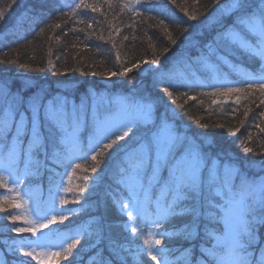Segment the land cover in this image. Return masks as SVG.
<instances>
[{
	"label": "snow or ice",
	"instance_id": "6c2138e0",
	"mask_svg": "<svg viewBox=\"0 0 264 264\" xmlns=\"http://www.w3.org/2000/svg\"><path fill=\"white\" fill-rule=\"evenodd\" d=\"M168 3L178 7L188 21L199 22L200 17L207 14L208 26L214 33L207 43L192 44L186 51L178 54L173 66L183 64L184 71H161V57L168 59L167 54L173 51L172 46H178L180 36L189 31V26L180 29L179 36L174 35L169 23L159 13L147 15L153 11L151 0H103V5L112 12L113 18L126 14L130 23H111L106 12L101 10L103 5L98 2L89 3V0H79L74 7L69 6L67 12L61 9L57 19L63 18L66 22L69 17L79 18L81 14L87 15L84 10L100 12L117 35L126 27L133 42L146 39L147 49H152L151 59L145 55L133 60H122L121 50L112 31H109L107 40L102 33L97 35L95 32H85L86 39L95 35L97 40L111 43L117 70H76L85 76H101L109 80L112 77L128 78L129 83V74L134 69L138 74L142 71L153 73L158 83L168 82V86L163 87L161 92L168 97L170 104L161 106L154 102L153 97L136 93L111 100L89 93L77 104L66 95L50 94L48 89L38 86L30 76H21L17 80H0V189H6L9 193L0 195V210H3L4 203L20 208L17 197L27 204L28 200L23 199L20 191L24 181L48 171L51 174L49 180L50 192L53 193L52 203L46 209L36 203L33 209L36 218L25 219L26 227L14 224L10 231L17 234L32 233L35 236L57 220L68 219L70 210L56 208L55 196L59 195L61 189L65 193L73 189L64 186L62 175L54 168H48V161L64 169L74 164L71 172L63 173L70 185L72 174L77 169H83L85 173H97L102 163L101 158L105 154L110 155L109 150H113L115 146L119 154L114 160L111 178L126 199L114 200V203L133 220L142 222L144 214L149 211L155 216L148 225L147 237L140 224L134 223L131 227V233L142 239L145 247L137 246L135 250H131L109 241L112 257L119 260V264H127V256H121V252L129 253L135 264H143L145 257L156 264H264V237L261 236V229H264V175L250 177L231 158L225 159L214 151L215 136L207 130L225 129V124L195 119V124L205 131L193 133L191 126L185 128L176 119L180 113L172 107L176 105L184 115H189L185 104L187 100L196 99V96L189 93L197 87L212 89L199 93L211 97L212 104L220 103V97L237 95L239 99L240 93L247 97L258 92L260 104L264 105V0H210L209 4L203 5L202 12H189L178 4V0H168ZM194 3L198 4L199 0H194ZM16 8L22 9V16L25 13L31 17L39 16L36 5L29 8L22 0H8L5 6H0V24ZM77 22L84 23L91 29L96 21L78 19ZM184 23L187 25L186 21ZM145 25L163 34L166 46L161 52L157 53L153 36L148 31H143L142 37L135 35L138 27L143 30ZM47 26L49 29H59L61 23H49ZM40 31L43 32L44 29L41 28ZM69 31L75 33L77 30L72 28ZM63 35L66 36L67 32ZM57 39L60 37L57 36ZM76 39L79 40V36ZM129 40L128 34L122 35L121 45L123 41ZM72 47L75 48L76 44H72ZM88 47L85 45V48ZM47 55V66L53 70L52 75H64L67 69H57L51 58V48ZM239 56L257 61L258 67L255 74L251 70L240 71V80L233 81L228 79V75L242 67L236 62ZM55 58L60 60L61 55L57 54ZM15 63L21 69L44 71L39 64L33 68L29 63L19 60ZM143 65L148 67L145 69ZM202 72L210 74L209 83L205 84L200 80L198 73ZM238 84L242 86H237ZM180 87H185L188 91L178 95L176 91L170 90ZM181 97H187V100L177 104ZM200 104L203 105V100ZM235 112L234 109L233 116ZM248 115L249 110H245L243 117L247 118ZM258 116L260 122L253 127L264 133V127L261 126L264 124V111H260ZM239 123L243 127L245 121L241 119ZM85 127L90 128L86 145L80 137V132ZM240 127L234 130L229 127V134L235 135ZM247 140H252L250 132ZM120 141H125V144L121 145ZM239 142L243 152L264 157V145H261L259 151H254L247 146L245 140ZM75 161H84L88 166ZM260 165L261 171H264V159L260 161ZM56 177H61L59 182ZM80 179L84 183L76 186L74 195L77 197L86 188L92 191L98 187L96 177L83 175ZM59 203L63 206L69 201L61 197ZM132 209L136 210V216H133ZM172 218H184L187 222L178 233L164 230L159 235H181L189 247L170 261L168 256L173 255L174 250L156 247L162 244V239L155 238L154 229L161 228L165 221H171ZM7 219L16 222L21 216L9 215ZM102 220L103 218L94 220L92 224L80 227L71 237L67 234H55V238L61 241V251H43L49 246L51 233L47 234L48 239L45 241H40L39 238L14 239L10 245L6 243V247L13 254L31 257L39 261V264H45L47 256L63 255L67 258L79 243V237L95 235L98 240L102 239ZM220 225L223 226L222 229L219 228ZM197 238L202 241L198 246L194 243ZM68 239L71 242L65 248L63 241ZM37 248L42 251L38 252ZM100 256L102 257V252ZM16 264L26 262L19 259ZM100 264H114V260L102 258Z\"/></svg>",
	"mask_w": 264,
	"mask_h": 264
},
{
	"label": "trees",
	"instance_id": "16d2710c",
	"mask_svg": "<svg viewBox=\"0 0 264 264\" xmlns=\"http://www.w3.org/2000/svg\"><path fill=\"white\" fill-rule=\"evenodd\" d=\"M7 2L8 0H0V6H5ZM22 2L29 8L36 5L39 16L31 17L27 13L22 16V9L16 8L12 12V15L4 23L0 24V61H10L0 62V80H17L21 76H30L38 86L48 89L50 94L60 93L61 95H66L70 100H74L75 102L79 97H85L90 92L93 94L103 93L105 97H122L136 93L153 97L154 102L161 106L166 103H171L168 97L161 92L163 87L168 86V82L158 83L153 73L142 71L138 74L137 70L134 69L133 72L129 74L131 78V83H129L128 78L112 77L111 80H109L101 76H85L82 75L80 71L76 70L78 68H82L86 72H103L106 69H111L113 71L117 70L115 52L111 48V43L97 40L95 35L91 36L90 39H86L85 32H95L97 35L102 33L107 40L109 31H112L113 38L121 50L122 60H133L136 57H144L145 55H147L148 59L152 58V49H147L146 39H138L133 42L131 40V33L126 27L123 28L120 35H117L114 30L110 28L108 21L116 25H120L121 21L130 23L131 21L128 20L126 14H120L116 18H113L112 12L107 9L106 5H103V0H89V3L98 2L103 5L101 10L106 12L108 21H105L100 12L92 13L90 10H84L87 12V15L81 14L79 18L69 17L65 22L63 18L57 19L60 17V10L63 9L65 12L69 11V6L74 7L75 3H78L79 0H22ZM209 3L210 0H199L198 4L194 3V0H183V2L178 0V4H180L181 7L187 8L189 12H202L203 5ZM151 7L153 11L147 13V15H157L159 13L162 18H165L166 23H169L170 27L173 29L174 35L179 36L180 29L184 26H189V31L184 33L183 36H180L178 46H172L173 51L167 54L168 59L165 60L164 57H161L163 65L161 71L165 73L169 71H184L183 64L178 63L175 67L173 66L178 54L182 51H186L192 44L207 43L214 34L210 26H208V19H206L207 14L201 16L199 22H195L188 21L183 12H181L178 7L168 3V0H151ZM78 19H83L85 21L95 20L96 22L93 23L91 29H88L86 24L78 23ZM185 21L187 25L184 23ZM54 22H60L61 28L49 29L47 25ZM41 28L44 29L43 32L40 31ZM72 28H75L77 31L75 33L69 31V29ZM80 29H84L85 31L81 32L79 31ZM143 31H148L149 35L153 36L156 51L157 53L161 52L163 47L166 46V40L163 39V34L159 32V30L149 29L147 25H145L143 30L138 27L135 35L137 37H142ZM65 32H67L66 36L63 35ZM125 34L130 36V40L123 41V45H121L122 35ZM57 36L60 37L59 40ZM77 36H79V40L76 39ZM81 41H83V43H81ZM72 44H76V47L73 48ZM85 45L89 47L85 48ZM49 48L52 50L53 55L51 58L54 63H56L57 69H67L64 75H52L53 70L47 66V59L49 58L47 53ZM146 49L147 53L145 51ZM57 54L61 55L60 60H56L55 57ZM81 57H83L82 60ZM17 60L29 63L33 68L39 64L44 68V71L35 72L21 69L18 63H15ZM236 62L242 65V67L238 71L229 72L228 79L231 78L233 81H238L241 78L239 74L240 71L251 70L254 73L257 71V61L239 56ZM142 67L146 69L148 66L143 65ZM222 71L228 70L222 69ZM202 73L206 76L204 83H209L210 74L207 72ZM63 84L64 86L62 87ZM237 86L242 85L238 84ZM170 90L176 91L178 95L179 93L188 91L185 87H180L178 89L170 88ZM211 90L212 89L209 87H197L189 93L190 95L196 96L195 100H187V97H181L177 101V104L184 103L185 100H187L185 108L188 110L189 115H184L176 105H172V107L176 108V111L180 113L176 119L180 121L181 125L185 128L191 126L193 133L205 131L195 124V119H202V122L225 124V129L210 128L207 130L215 136L216 145L214 151L219 152L225 159L231 158V160L250 177L264 175V171H261L260 165V161L264 159V157L243 152V148L239 142L240 140H245L247 146L252 147L254 151H259L261 145H264V133H260L258 129L253 127L255 123L260 122L258 113L264 111V105L260 104L261 97L259 93L257 92L247 97H245L243 93H240L238 94L239 99H237V95H230L228 98L220 97V103L212 104L211 97L199 95L201 92H208ZM161 96L163 99H160ZM201 100H203V105L200 104ZM234 109L236 110L235 116L232 114ZM245 110H249L247 118L243 117V112ZM241 119L245 121L243 127H240L239 121ZM261 126L264 127V124ZM229 127L233 130L236 127H240V131L235 135H230L228 132ZM249 132L252 135V140H247ZM127 139L128 138H126V140ZM130 142L131 141H129V143ZM119 143L123 145L125 141H120ZM109 153L111 154H105V156L101 158L102 163L98 167L97 173H85L83 169H77L76 172L72 174L70 185L67 180H65L64 186L71 187L73 191L65 193L62 190L59 192L55 207L58 209L61 207L69 209L68 219L63 221L57 220L55 224L51 225L54 229L63 227L66 231H70L74 234L76 229L78 230L82 226L92 224L94 220H101V218H103V237L101 240H98L95 235L87 238L84 236L79 237V243L72 249L71 254L67 255V258H64L63 255L56 257L53 260L56 264H100L102 258L113 259L114 264H119V260L112 257L109 250L110 240L116 246L123 245L125 248L131 250H135L137 246L141 248L145 247L143 245V240L131 233V227L134 223L140 224L144 236L147 237L149 229L144 227L145 221H148L149 215L151 217L154 216V214H151V211H149L145 213V218L143 217L142 222L139 220L133 221L127 213L122 212L119 206L114 203V200H120L121 198L126 199L120 188L118 186H113V188H117L113 196L107 193L106 190L104 191L103 187H105L106 184H114L111 178L112 166L119 154V150L114 146V149L109 150ZM90 155L91 154H89V164L91 163ZM75 162L81 163L85 167L88 166L84 161ZM58 166L59 165L48 161V168ZM72 167H74V164L71 165V168ZM71 171L72 169L70 172ZM83 175L96 177V184L98 187L93 188L92 191L86 188L85 192L77 197L74 193L77 191L76 186L84 183L82 179H80ZM49 177L50 174L48 171H44L39 177H29L24 181L21 190L25 189L28 194L31 189L29 186L32 187L35 185L36 189L39 187V190L35 189L33 195L38 193L37 197L44 198L43 192H50ZM59 180L56 179L57 182H59ZM0 195H9V193L7 191L2 193V189H0ZM31 197H33L32 194ZM61 197L67 199L69 203L61 206L59 203ZM76 200L79 202L75 203L74 201ZM8 207L9 209H7ZM2 209L3 210H0V238L6 233V229L3 226L8 223L14 224V222L7 219V217L9 215L20 214V208H13L6 203L3 204ZM21 220H23V218L18 221ZM18 221H16L17 224ZM186 222L184 218H172L171 221H165L161 228L155 229V238L162 239V244L158 247L174 250V254L168 256L170 261L175 260L176 257L180 255L181 251L189 247V244L181 235L161 237L159 233L164 230L178 233ZM222 227V225L219 226L220 229H222ZM73 234H71L70 237ZM261 236L264 237V229H261ZM70 242L71 239L66 241V247ZM201 242L199 238L194 241L197 246ZM198 251L199 248L197 247V252ZM101 252L102 257L100 256ZM121 256H127V264H135L133 257L129 253L121 252ZM19 259H23L26 264L28 261H34L29 257L22 256ZM143 264H156V262L150 261L149 258L145 257L143 259Z\"/></svg>",
	"mask_w": 264,
	"mask_h": 264
},
{
	"label": "rangeland",
	"instance_id": "374dc122",
	"mask_svg": "<svg viewBox=\"0 0 264 264\" xmlns=\"http://www.w3.org/2000/svg\"><path fill=\"white\" fill-rule=\"evenodd\" d=\"M254 73V72H253ZM255 74V73H254ZM198 75H199V78H200V80L201 81H203V82H205V75L203 74V73H198ZM66 85V84H65ZM64 86V84L62 85V87ZM90 93V92H89ZM99 96H101V97H104V98H107L108 100H111V99H113V98H118V97H114V96H109V97H105L104 96V94L103 93H100V94H98ZM83 97L81 96V97H79L78 99H77V101H76V103L77 104H79L80 103V101H81V99H82ZM89 102H91V101H89ZM89 134H90V128H88V127H85L84 129H82L81 130V132H80V137H81V141L86 145L87 144V140H88V137H89ZM23 167V165H21V168ZM54 169H55V171L57 172V173H60L61 175H62V177H63V179H64V182H65V180H68V178H67V176H64L63 175V173L65 172V171H67V172H70V170L72 169L71 168V166H69L67 169H64L63 167H61L60 165L58 166V167H53ZM113 170V169H112ZM19 173V172H18ZM17 173V175H19ZM49 173V172H48ZM50 174V173H49ZM51 175V174H50ZM55 179H57V180H59V179H61V177H56ZM111 185V186H110ZM9 186H11L10 184H9ZM113 186H117V184H113V183H110V184H106L105 185V187H103V189H104V191L106 190L107 191V193H109V194H111L112 196H113V194H114V192H116L117 191V188H113ZM31 189H30V192L27 194L26 192L27 191H25V189L23 190H21L20 189V191H21V195L23 196V199H25V200H28V203L27 204H25V203H23V200H21L20 199V197H17L16 198V200H17V202H19L20 203V214H19V216H21V218H23V220L25 221V219H27V218H32V219H35L36 217H35V214H34V212H33V209H34V207H35V205H36V203H39L40 204V206H41V208L42 209H46L47 207H49V206H47V203L51 200V202L50 203H52V200H53V193L52 192H48V191H46V192H43V195L45 196L44 198H39V197H37L38 196V193L37 194H34L33 195V191L36 189V186L35 185H33L32 187L31 186H29ZM46 189V188H45ZM29 190V189H28ZM36 190H39V187H38V189H36ZM121 190V189H120ZM7 190H5V189H2V193H4V192H6ZM61 191H62V189H61ZM60 191V192H61ZM31 194H32V196L33 197H31ZM36 196V197H35ZM56 201H58V196H55V203H56ZM7 204V203H6ZM4 206H6V205H4ZM7 209H9V207L7 208ZM132 211H133V216H136V210L135 209H132ZM126 213V212H125ZM144 218H145V214H144V216H143ZM155 217V216H154ZM131 220H133L132 218H130ZM155 219V218H154ZM146 220V219H145ZM148 221H145V225H144V227H147L148 228V225H149V223L153 220V218L152 217H150V215H149V218L147 219ZM134 221V220H133ZM14 224L15 225H17V226H19L18 224H17V222H14ZM14 224H10V223H8V224H6V225H4L3 227L6 229L5 231H6V233L3 235V237L2 238H0V264H16V262H17V260H16V258H15V255L16 254H13L12 252H11V250H10V248H8V247H6V243L8 244V245H10L11 244V242H12V240H19V239H23V240H28V237H26V235H25V233H22V234H17V233H13L12 231H10V228L12 227V226H14ZM23 226H27L26 224H25V222H24V225ZM8 229H9V231H8ZM49 229H52V231L54 232V233H52V237L49 239V246L46 248V249H43V251H47V252H56V251H60L61 250V241H59V240H57L56 238H55V234H67L69 237H70V235L71 234H73L72 232H70V231H66V229L65 228H63V227H58V229H54V228H52L51 227V225H49V228L48 229H43V230H41V232H38V233H36L37 235H38V238H39V240L40 241H45L46 239H48V233H47V231H49ZM149 229V228H148ZM77 230V229H76ZM76 230H75V232H76ZM51 231V230H50ZM72 231V230H71ZM154 231H155V229H154ZM74 232V233H75ZM24 234V235H23ZM17 236V237H16ZM21 237V238H20ZM37 238V239H38ZM66 241L67 240H65V241H63V247H66ZM156 247H158V246H156ZM37 251L38 252H40V251H42V249H40V248H37ZM16 257H17V259H19L20 257H21V255H16ZM31 260H33L31 257H29ZM56 257L55 256H47V257H45V264H56L55 262H53V260L55 259ZM35 264H39V261H37L36 260V262H34Z\"/></svg>",
	"mask_w": 264,
	"mask_h": 264
}]
</instances>
